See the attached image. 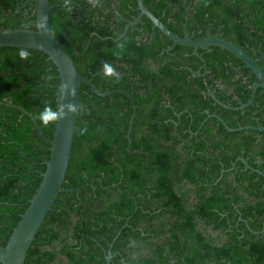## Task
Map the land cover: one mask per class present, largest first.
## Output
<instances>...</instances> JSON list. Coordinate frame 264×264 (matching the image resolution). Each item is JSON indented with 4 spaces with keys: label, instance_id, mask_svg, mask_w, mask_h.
Returning <instances> with one entry per match:
<instances>
[{
    "label": "trees",
    "instance_id": "obj_1",
    "mask_svg": "<svg viewBox=\"0 0 264 264\" xmlns=\"http://www.w3.org/2000/svg\"><path fill=\"white\" fill-rule=\"evenodd\" d=\"M0 0V29L38 30L35 3ZM52 31L82 83L73 152L60 193L25 264H264V88L220 47L175 45L138 16V0H50ZM176 34L221 29L264 67V0H145ZM154 34V35H153ZM122 46V47H121ZM169 47H172L168 50ZM29 52L21 58L20 52ZM111 64L114 80L103 74ZM57 65L44 52L0 47V244L39 188L60 107ZM230 106L226 108L223 104ZM136 118L128 138L133 113ZM32 114L30 116L28 113ZM80 188V190H76ZM73 189V190H72Z\"/></svg>",
    "mask_w": 264,
    "mask_h": 264
},
{
    "label": "water",
    "instance_id": "obj_2",
    "mask_svg": "<svg viewBox=\"0 0 264 264\" xmlns=\"http://www.w3.org/2000/svg\"><path fill=\"white\" fill-rule=\"evenodd\" d=\"M35 3L37 18L35 23L38 30L31 29H0V47H21L37 49L49 56L51 60L57 65L60 73L61 85H67L71 90L70 95H66L61 98V105L72 104L76 107V111L68 112L65 118L57 120V125L54 133V137L48 138L40 130L41 135L50 144V158L45 161L46 170L43 173L42 182L37 189L35 195L30 200L29 205L22 214L18 224L13 229L9 240L5 246L0 244V264H25L26 258L31 248L36 235L43 225L48 213L53 208L55 201L62 191H64L63 184L69 169L71 162L74 139L77 129L78 116L81 109L80 103V88L84 83L91 88V90L101 96H108L115 92H121L128 97H132L131 94L124 90H108L103 91L95 86L92 79L84 76L77 68L72 56L66 49L67 44H70L75 48V44L65 38L59 41L54 32L52 31L50 22V12L56 6L51 5L50 0H31L26 2ZM25 3V4H26ZM139 16L136 22L140 21L143 16L148 17L153 23L154 34L156 29H160L167 37H169L174 46L179 44L183 46L193 47L196 50L202 48L206 51H210L211 47H220L231 52L237 58H239L247 68H249L256 76L257 82L253 86L254 94L248 103H244L239 108L244 109L254 101L255 94L259 87L264 88V67L258 63L254 57L249 55L243 48L235 44L234 42L223 38L221 35H214L211 31L203 38H194L186 30L184 36H180L174 33L156 14L147 7L145 0H138ZM136 22H130L127 26L124 35L128 32L129 27L133 26ZM153 34V35H154ZM172 47H169L170 50ZM223 104L221 101L217 100ZM226 108H230L223 104ZM67 112V108L65 107ZM28 113L30 116L32 114ZM216 117L229 131H242L245 129H258L264 130V126H241L238 128L230 127L222 117L214 114H210L209 117ZM136 118V110L133 113L132 119L129 125L128 138L131 142V131ZM247 168H251L253 171L264 175V172L260 168L251 166L247 160L240 157ZM73 190V189H72ZM80 190V188L76 189ZM264 232V225L261 231ZM112 253L111 251L107 255V263L111 264Z\"/></svg>",
    "mask_w": 264,
    "mask_h": 264
},
{
    "label": "clouds",
    "instance_id": "obj_3",
    "mask_svg": "<svg viewBox=\"0 0 264 264\" xmlns=\"http://www.w3.org/2000/svg\"><path fill=\"white\" fill-rule=\"evenodd\" d=\"M20 56L21 58H27L29 56V52L26 50H22L20 52ZM103 74L106 77H110L114 80L120 79V73L111 64L108 63H105L103 65ZM58 94L62 98L72 93L71 90L68 89L67 85H61ZM65 107L67 108V112L65 111ZM74 111H76V107L72 104H68L66 106L61 105L57 109H53L50 105H48L40 113L39 118L41 122L47 126L50 123H55L57 120L65 118L68 112H74Z\"/></svg>",
    "mask_w": 264,
    "mask_h": 264
},
{
    "label": "flooded vegetation",
    "instance_id": "obj_4",
    "mask_svg": "<svg viewBox=\"0 0 264 264\" xmlns=\"http://www.w3.org/2000/svg\"><path fill=\"white\" fill-rule=\"evenodd\" d=\"M29 1H31V0H29ZM26 2H28V1H26ZM26 2H23V5H26L27 3ZM26 3V4H25ZM28 4H30L31 5V7H32V2L31 3H28ZM146 4V3H145ZM148 7V6H147ZM149 8V7H148ZM138 9V8H137ZM139 11V10H138ZM138 16H139V13H138ZM138 16L135 18V21H130V22H136V20H137V18H138ZM142 19V18H141ZM141 19H140V21H141ZM140 21H138V22H140ZM138 22H136V23H138ZM135 23V24H136ZM134 24V25H135ZM186 30L188 31V29H187V26H186V28H185V32H186ZM209 31H211V33L212 34H216V35H221L222 37H223V33H222V30L219 28V29H217L214 33L212 32V27L209 25V27H208V29H207V34H208V32ZM190 33V32H189ZM196 34H197V31H193V33H190V35L192 36V37H194V38H203V37H205V36H203V37H196ZM224 38V37H223Z\"/></svg>",
    "mask_w": 264,
    "mask_h": 264
}]
</instances>
